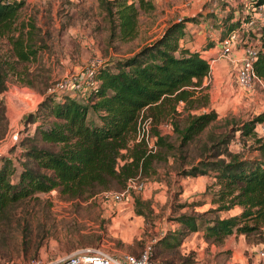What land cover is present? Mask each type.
<instances>
[{
  "label": "trees",
  "instance_id": "1",
  "mask_svg": "<svg viewBox=\"0 0 264 264\" xmlns=\"http://www.w3.org/2000/svg\"><path fill=\"white\" fill-rule=\"evenodd\" d=\"M97 2L110 20L112 33L122 38L136 33L140 10L153 7L151 0ZM261 2L264 0H256ZM24 3L0 0V35L6 34L12 43L6 71L0 58V93L7 74L14 71L13 60L29 59L37 51L19 34L13 36L19 29L16 20ZM201 17L195 14L172 20L132 55L102 62L96 70L98 84L83 93L84 100L70 93L45 96L23 118L26 125H34L32 135H22L9 148L10 155H0V218L17 201L37 199L38 192L56 189L66 199H87L115 186L123 189L130 177L145 180L144 176L156 173L155 159L166 157L158 150L163 147L174 158L181 157L180 175H209L213 179L204 192L212 206L180 214L177 220L183 230L179 232L201 228L206 240L218 243L231 234H252L255 242H263L264 138L255 126L264 122V110L239 125L234 116L223 118L220 126L215 124L218 112L210 105L209 82L205 80L209 59L200 50L179 43L185 22H198ZM233 17L229 12L220 18L216 40L224 39L238 26L240 18L234 21ZM254 36L259 46L254 70L264 79V25ZM214 45L215 40H211L204 49ZM141 112L151 117L150 135L156 149L135 138ZM4 117L2 106L0 137L7 129ZM164 123L170 125L176 142L162 132ZM204 131L208 143L185 166L188 144ZM236 131L254 138L259 157L241 156L228 149ZM236 206L239 211L230 213ZM135 211L143 214L140 209ZM208 213L212 215L206 217ZM179 232L168 234L159 243L167 248L178 245ZM152 257L173 264L158 258L157 253Z\"/></svg>",
  "mask_w": 264,
  "mask_h": 264
},
{
  "label": "rangeland",
  "instance_id": "2",
  "mask_svg": "<svg viewBox=\"0 0 264 264\" xmlns=\"http://www.w3.org/2000/svg\"><path fill=\"white\" fill-rule=\"evenodd\" d=\"M153 2L152 8L140 10L136 33L122 38L112 33L110 20L97 0H25L16 20L19 29L13 36L19 34L37 51L29 59L13 60L14 71L7 74L5 89L0 93V120L3 106L7 123L6 133L0 137V155H10L9 148L22 135H32L34 125H26L23 118L46 95L70 93L84 100L86 71L95 60L105 62L132 55L158 36L169 21L195 14H201V22L186 21L179 43L200 50L209 59L205 80L209 82L210 105L218 112L215 124L220 126L223 118L234 116L239 125L264 110V79L255 81L251 90L240 88L236 82L240 48L224 51L216 42L220 18L233 12V20L239 17L241 23L250 10L249 0H168L165 5ZM257 29L258 25L250 32L256 46ZM211 40L218 44L213 55L204 49ZM9 53L10 38L0 35L4 71ZM257 129L264 138V126ZM161 130L176 142L169 124H161ZM205 143L208 140L204 131L188 144L185 166L200 155ZM257 144L252 136H241L236 131L228 149L241 156L259 157ZM158 150L166 157L153 162L156 173L144 176L145 187L130 191L121 201L106 200L104 190L87 199H66L52 189L38 192L37 199L25 198L11 205L0 218V264H19L33 258L49 262L84 245L131 253L149 248L158 258L173 264H264V241L255 242L252 234H231L218 243L206 240L201 228L179 232L183 230L177 220L180 214L210 207L204 192L205 184L213 179L209 175H180L178 151L176 159L165 148ZM136 209L143 214H137ZM176 231L181 236L178 245L167 248L159 243Z\"/></svg>",
  "mask_w": 264,
  "mask_h": 264
},
{
  "label": "built area",
  "instance_id": "3",
  "mask_svg": "<svg viewBox=\"0 0 264 264\" xmlns=\"http://www.w3.org/2000/svg\"><path fill=\"white\" fill-rule=\"evenodd\" d=\"M189 2L190 0H186ZM250 10L246 13V19L240 25L232 29L228 35L219 41L220 48L227 51L231 48H240L241 58L236 73V82L240 88L251 90L255 81L263 82L254 70V62L258 56L259 46L250 39V32L258 25V29L264 25V2L256 3V0H249ZM256 39V38H255ZM256 42L258 40L256 39ZM102 64L97 59L86 71L84 89L91 90L98 84L96 70ZM151 117L141 112L136 120V140H145L149 147L156 149L152 144L150 135ZM263 127L264 122L256 123L255 129ZM146 181L140 177H130L123 189H109L103 191V196L111 202L121 201L130 191L141 190L145 187ZM19 264H169L165 261L152 257V251L145 248L139 253L131 252H110L102 245H84L76 248L70 254L46 262L38 258L28 259Z\"/></svg>",
  "mask_w": 264,
  "mask_h": 264
},
{
  "label": "crops",
  "instance_id": "4",
  "mask_svg": "<svg viewBox=\"0 0 264 264\" xmlns=\"http://www.w3.org/2000/svg\"><path fill=\"white\" fill-rule=\"evenodd\" d=\"M168 0H158V2L160 3V2H162L164 5H165V3L167 2ZM152 2H153V0H152ZM154 3V2H153ZM155 4V3H154ZM170 22V21H169ZM199 22H201V21H199ZM166 24V23H165ZM164 25V23L162 24V26ZM167 25V24H166ZM165 25V26H166ZM156 37V35L155 36H153V38H155ZM153 38H151L150 39V41L153 39ZM216 42H218V44H219V41L218 40H216ZM218 44H215L214 46H212V47H210V48H208L207 49V51H208V53L209 54H214V51L216 50V47H217V45ZM186 46V45H185ZM192 49V48H191ZM212 64V63H211ZM217 70V69H216ZM221 72H223V70H224V66H222L221 67ZM189 176V175H188ZM199 176H206V175H198V177ZM192 177H195V176H192ZM211 177V176H210ZM212 178V177H211ZM206 185V184H205ZM208 202V204H210L211 205V203L209 202V199L207 200ZM212 206V205H211ZM239 209H240V207H238V206H236L235 208H233L232 210H230L229 212L230 213H235V212H238L239 211ZM232 235H234V234H232ZM239 236H244L243 234H238ZM229 237H230V235H229Z\"/></svg>",
  "mask_w": 264,
  "mask_h": 264
}]
</instances>
